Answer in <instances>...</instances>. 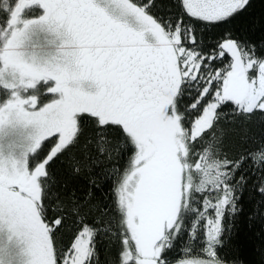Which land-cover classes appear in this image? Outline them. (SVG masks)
<instances>
[{
	"label": "snow or ice",
	"instance_id": "obj_1",
	"mask_svg": "<svg viewBox=\"0 0 264 264\" xmlns=\"http://www.w3.org/2000/svg\"><path fill=\"white\" fill-rule=\"evenodd\" d=\"M255 5L0 0V264H264Z\"/></svg>",
	"mask_w": 264,
	"mask_h": 264
},
{
	"label": "trees",
	"instance_id": "obj_2",
	"mask_svg": "<svg viewBox=\"0 0 264 264\" xmlns=\"http://www.w3.org/2000/svg\"><path fill=\"white\" fill-rule=\"evenodd\" d=\"M255 13V28L250 33L255 39L259 40L264 37V33L260 30L261 14L264 12V6H262L259 0H256L255 8L252 10ZM251 22V17L244 18L239 22L240 27H245ZM259 134V129H254ZM111 185L108 186L110 188ZM106 188L105 193L107 196H111V192ZM260 225L253 226L246 218L241 217L236 221L235 228L233 229L234 241L238 244L240 251L239 255L245 261L252 258L253 251H259L262 243L260 235Z\"/></svg>",
	"mask_w": 264,
	"mask_h": 264
}]
</instances>
